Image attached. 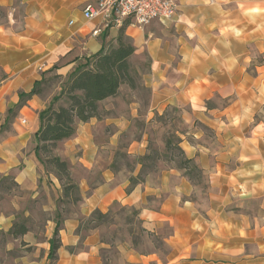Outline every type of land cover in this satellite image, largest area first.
I'll return each instance as SVG.
<instances>
[{"label":"crops","instance_id":"crops-1","mask_svg":"<svg viewBox=\"0 0 264 264\" xmlns=\"http://www.w3.org/2000/svg\"><path fill=\"white\" fill-rule=\"evenodd\" d=\"M94 1L0 0V175L11 174L31 199L43 194L40 188L46 186L41 180L45 167L34 152V133L39 127L38 112L50 98L34 94L18 106L20 93H28L52 66L57 65L56 73L65 76L76 55L88 56L115 41L120 26L91 35L100 19H86L82 9ZM177 2L171 21L153 20L142 28L124 25V34L135 48L129 61L145 58V69L132 70L129 65L135 74L134 87L121 84L115 96L98 103V116L78 122L75 134L53 151L69 162L71 170L73 166L87 172L76 177L81 201L78 211L61 222L55 259L49 258L57 219L52 214L42 229L29 228L17 238L10 236L4 250L19 254L0 264H112L101 258L100 250L106 244L101 242L99 230L82 236L78 226L81 217L94 210L107 212L114 203L138 210L137 217L147 230L163 224L170 229L163 236L166 252L156 248L142 251L128 243L118 246L117 264H264V211L252 218L249 213L226 208L232 203L231 187L248 189L251 199L264 189L257 149L227 147L212 152L185 139L179 142L185 154L210 173L211 186L219 189L208 196L203 210L186 197L190 185L174 169L165 170L156 183L146 179L127 193L129 177L139 172V166L133 170L110 168L113 146L141 114L137 90L148 93L142 113L146 122L154 113L177 109L189 127L201 124L218 134L227 133L228 139L245 137L242 126L253 120L260 105L264 94V0ZM260 56L263 64L255 63ZM230 93L235 98L225 105L207 106L215 97ZM101 127L107 130L105 135ZM192 135L199 139L203 132L194 129ZM144 151L143 141H133L127 152L140 155ZM209 155L216 156L212 164ZM234 156L240 163L230 167L228 159ZM241 171H251V179H240ZM46 172L60 197V181L53 172ZM95 172L98 179L93 178ZM15 215L0 214L1 232H8L18 218Z\"/></svg>","mask_w":264,"mask_h":264},{"label":"rangeland","instance_id":"rangeland-1","mask_svg":"<svg viewBox=\"0 0 264 264\" xmlns=\"http://www.w3.org/2000/svg\"><path fill=\"white\" fill-rule=\"evenodd\" d=\"M254 62L263 64V58L260 56L259 58H256ZM146 63L145 58H133L129 61V65L132 70L138 68L141 72L145 69ZM131 74L135 79L134 72H131ZM58 87L59 82L53 79L43 87V91L40 96L45 99L48 97L50 98L56 91H58ZM262 91L264 92V87L262 88ZM134 93L135 98H138L141 102V114H139L140 116L133 120L131 126L121 134L112 148L113 159L115 154L117 157L115 164L117 169L124 168L126 170H133L137 166L141 168V165L138 163V158L145 153L150 152L153 154V152L156 151L159 154V157L156 159L154 166L152 165V170L153 168L156 169L152 172L150 171L146 173L143 182L148 179L150 182L156 183V181L159 180V175H161L165 170L174 169L178 171L180 173V177L185 178L190 185L189 194L186 195V197L197 202L199 208L203 210L207 204L208 196L216 193L219 189L211 186L210 173L207 170H203L194 158L192 159L199 170H192V172H189L188 175L186 174L187 171L185 168L180 167L177 160L178 158L175 157L174 160L170 159L172 156L171 153L166 151L165 141L172 140L173 142H177L179 138V142L182 139H185L190 144L205 146L212 152L227 147H242V149L248 147L254 150L257 149L258 152L255 153L259 154V163H257L259 164L258 174L260 176V180H264V94L260 95V105L254 114L253 120L248 125L242 126V132L245 137H240V139H233L230 137V139H228L227 133L221 132L218 134L215 130L204 127L201 124L194 123L192 127H189L183 122L177 109H167L161 114L154 113L153 117L146 122L142 113L145 111L148 93L144 89L137 90ZM130 96H124L122 98H131ZM233 98H235V95L231 93L225 98L215 97L212 103L211 101L207 102V106H211L213 104L218 106L225 105ZM60 102L62 101H59V103ZM100 113L104 114V110ZM194 129L201 130L203 132V136L199 139H194V136L192 135V131ZM101 130L105 135L107 130H104V127H101ZM252 132H256L254 134V140L249 139ZM133 141L144 142L145 151L143 154H128L127 151L129 149V145ZM55 148L52 149V154ZM174 154L178 155L177 150L174 151ZM185 156L189 158L186 154ZM215 157L216 156L214 155H209L208 158L211 164L215 162ZM219 158L227 160L225 156H221ZM239 163L240 162L236 156L228 159L230 167ZM255 168H257V166H255ZM70 172L74 182H76V177L78 178V176H85L87 174V172L83 171L79 167L73 166L72 170L70 166ZM246 173L247 172L245 171H241L242 176L240 179H251V171L248 172V174ZM137 174H139V172ZM253 175L256 174L254 173ZM11 177L13 178L11 174H8V179H4L3 175H0V214L9 216L14 213L16 214L15 217H18L17 220L24 219L29 228L40 230L46 224L47 217H51L52 214L56 215V217L60 216V219H63L64 217L71 216L78 211L77 203L61 202V196L56 197L58 192L55 187L51 186L53 182L46 171L41 175V180L46 181V186L44 188H40V192L43 194L37 195L35 199L27 197V193L21 191L15 181L11 180ZM93 178L98 179L97 172L93 174ZM225 190L226 189H223V191ZM247 190L248 189L246 188H241L238 191L237 188L231 187L228 190V194L232 197V203L227 205L226 208L228 210L249 213L252 218L257 217L258 212L259 216H262L264 211V189L261 188L260 193L258 194L259 197L255 199L247 198L251 195L250 191L249 193L246 192ZM77 194L80 195L79 188ZM59 195H62V192ZM254 195L257 194L254 193ZM149 199L151 198L149 197ZM53 203H55V208L53 207ZM133 209L134 208H128L121 206L118 203H114L111 206L108 215L100 220L99 224H97V229L101 233L102 239L106 242V247H104V249L100 252L101 256L106 261L110 260L112 264H117L119 260L118 246H123L132 242L138 248L149 250L151 248H155V245L159 242L154 235H147L146 233L141 232V225L138 223L137 217L133 215ZM25 214H27V216H25ZM168 230L169 226L167 224H163L157 228V233L163 235L166 234ZM10 238L11 237L8 232H1L0 230V261L4 259L10 261L14 258V256L19 254L17 250H4V247Z\"/></svg>","mask_w":264,"mask_h":264},{"label":"trees","instance_id":"trees-1","mask_svg":"<svg viewBox=\"0 0 264 264\" xmlns=\"http://www.w3.org/2000/svg\"><path fill=\"white\" fill-rule=\"evenodd\" d=\"M134 46L124 34V25L120 26L118 34L114 42L103 46L97 52L90 55H76L73 58L75 62L72 69L62 76L56 73L57 65L52 66L49 70L42 73V78L35 82L33 88L28 93H20L21 106L24 100L30 98L32 95H40L43 87L51 80L59 82V89L47 101L46 106L38 112L39 127L34 133L35 146L34 152L38 160L43 164L46 171H51L55 174L61 183L62 195L61 202H70L78 204L81 201V196L77 194V184L72 180L70 172V164L67 160L61 159L53 155L52 149L57 146L62 140L68 139L76 132L77 123L85 122L93 116H98V103L110 96H115L119 87L123 83H128L134 87V79L129 68V57L134 52ZM59 101H62L59 103ZM9 113L11 109H8ZM8 116L5 122L8 120ZM166 151L171 153L170 159L178 158L180 167H184L189 172L199 170L192 158H187L184 151L179 146V138L177 142L172 140L165 141ZM177 150L178 155L174 154ZM175 155V156H174ZM159 154L155 151L153 154L145 153L138 158V163L141 165L139 174L129 177V185L126 189L129 193L134 186L143 183L144 176L148 172L154 171L152 165L156 163ZM116 154L110 164V168L117 170ZM4 179H8V175H3ZM13 181V178L11 177ZM14 183V182H13ZM15 184V183H14ZM107 212L94 210L87 217L79 219L78 230L81 231L82 236L89 230L97 229V224L100 220L105 218ZM133 215L137 217L138 210L133 209ZM138 219L141 225V232L147 235H154L159 241L155 245L156 249L166 252L165 242L163 236L166 234H158L157 230L148 231L143 226V221ZM60 216L55 220V228L53 237L50 239L49 258L55 259V252L60 245L58 231L61 227ZM29 230L24 219L15 220L8 230V234L13 238H17ZM101 242L106 243L102 237ZM133 248L145 251L147 249L138 248L134 243H129ZM104 248H101L100 252ZM101 254V253H100ZM102 258V256H101ZM103 259V258H102ZM104 260V259H103Z\"/></svg>","mask_w":264,"mask_h":264},{"label":"built area","instance_id":"built-area-1","mask_svg":"<svg viewBox=\"0 0 264 264\" xmlns=\"http://www.w3.org/2000/svg\"><path fill=\"white\" fill-rule=\"evenodd\" d=\"M212 1V0H211ZM177 0H96L87 2L82 13L88 20L100 19L91 32L96 36L110 26L144 27L153 20L171 21L177 12Z\"/></svg>","mask_w":264,"mask_h":264}]
</instances>
